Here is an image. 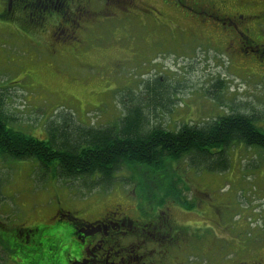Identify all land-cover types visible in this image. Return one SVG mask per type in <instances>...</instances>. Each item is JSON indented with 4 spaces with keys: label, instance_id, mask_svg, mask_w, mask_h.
Wrapping results in <instances>:
<instances>
[{
    "label": "rangeland",
    "instance_id": "374dc122",
    "mask_svg": "<svg viewBox=\"0 0 264 264\" xmlns=\"http://www.w3.org/2000/svg\"><path fill=\"white\" fill-rule=\"evenodd\" d=\"M4 3L0 0V99L15 129L44 140L55 119L72 116L74 125L84 127L116 124L131 99L144 100L147 109L150 96L143 88L149 83L171 88L174 105L152 112V123L168 130L235 111L262 116L258 126L264 128V68L249 59L230 64L223 51L199 41L183 16L173 13V23L127 17L97 28L89 24L88 48L74 50L76 43L62 42L67 33L52 37L60 19H46L34 29L20 14L5 17ZM229 153L230 167L222 173L196 170L188 160L171 165L168 172L182 178L184 196L195 207L166 204L163 211L175 232L161 246L149 243L147 235L144 242L122 238L124 264L137 257L134 241L140 264H238L264 256V150L235 145ZM44 170L35 161L0 158V235L20 231L26 240L29 228H46L34 246L22 243V251L30 253L26 259L25 252L17 254L11 246L7 252L0 244V264H16L19 254L23 264L79 261L85 244L65 213L95 223L111 212V221L133 232L131 222L142 227L161 208L145 199L150 193L144 186L156 185L144 168L124 169L106 184L97 183L99 178L54 179Z\"/></svg>",
    "mask_w": 264,
    "mask_h": 264
},
{
    "label": "trees",
    "instance_id": "16d2710c",
    "mask_svg": "<svg viewBox=\"0 0 264 264\" xmlns=\"http://www.w3.org/2000/svg\"><path fill=\"white\" fill-rule=\"evenodd\" d=\"M166 85L163 83V87L157 89L150 83L146 84L143 90L150 96L147 109L144 108L146 105L144 100L140 102L131 99L123 103L125 104L123 115L116 124L84 127L80 124L74 125L72 116L68 120L55 119L49 122L47 138L44 140L15 129L11 124L14 117L5 111L0 99V158L7 161H35L54 179L76 181L99 178L97 183L100 184L112 183L115 175L124 169L144 168L147 174L153 177L156 185L153 190L144 186L150 193L144 196L146 200L160 206L158 209L160 212L168 202L192 210L195 204L188 203L184 196L188 191L184 181L176 174H170L168 169L173 163L188 160L189 166L195 167L196 170L204 168L210 172L227 171L230 167L229 150L235 145L264 150V128L258 126L262 116L235 111L211 120L208 118L200 123L187 122L175 130H168L152 123L153 113L158 111L159 107L167 110L166 104L174 105L168 97L171 88ZM142 95L136 97L142 98L140 97ZM133 179L131 175L130 181H134ZM136 186L142 188V183L136 182ZM158 210L148 224L132 227L134 232L123 231L125 226L122 227V232L125 233L114 238L120 251L122 238L135 237L144 242L143 236L147 235L145 239L149 243L161 246L172 237L175 227L172 226L170 217L167 219L165 212L159 213ZM65 214L74 222L76 231H85L92 226L90 223L77 220L70 213ZM96 225L100 226L102 223L97 221ZM45 229L40 227L25 229L28 231L25 238L29 235L34 237L31 238V242L29 241L30 245L34 246L40 238L43 239ZM22 235L20 231H16L15 235H0V238H8V246L17 248V254L20 251L27 253H22L26 259L30 253L22 251V243H26ZM35 238L37 240H34ZM131 244L132 252L137 255L140 248H136L137 244L134 242ZM119 253L115 252L112 255L114 260H111L115 261ZM123 256L125 262L128 261L124 254ZM142 258V255L137 256L132 260V264H140ZM25 264L31 263L27 261ZM102 264H106L104 259Z\"/></svg>",
    "mask_w": 264,
    "mask_h": 264
},
{
    "label": "flooded vegetation",
    "instance_id": "af4514ba",
    "mask_svg": "<svg viewBox=\"0 0 264 264\" xmlns=\"http://www.w3.org/2000/svg\"><path fill=\"white\" fill-rule=\"evenodd\" d=\"M3 8L5 17L13 18L20 14L34 29L46 19H53V22L60 19L58 25L52 26V37L58 39L59 33H67L62 42L76 43L70 46L74 50L88 48L93 34L86 33L89 24L97 28V24L111 21L118 23L121 18L127 17H152L158 23H173L171 16L176 14L190 22V29H194L199 41L223 51L230 64L238 59L241 60L240 64H244L249 59L257 63V67L264 68V0H5ZM81 38L84 40L81 41ZM67 44L63 45L67 47ZM109 214L106 218L108 221L102 219L108 224L102 220H98L102 223L100 226L96 225L97 222L90 223L94 227L98 226L96 231H91L92 226L85 231H75L74 234L85 244L83 253L86 252L84 255L82 253L79 261L70 264H102L103 259L106 264L125 263V257L120 258L121 252L114 240L125 232H122L117 221L110 220ZM129 227L134 226L130 224ZM82 232L87 236L82 235ZM31 238L34 237H26L27 244ZM136 242H140V238H136ZM0 244L8 252V238H0ZM115 252H120L119 258L113 261ZM141 254L139 249L137 256ZM258 255L260 257L255 260H240L238 264H264V256ZM17 256L20 254L14 257V262L23 264Z\"/></svg>",
    "mask_w": 264,
    "mask_h": 264
}]
</instances>
